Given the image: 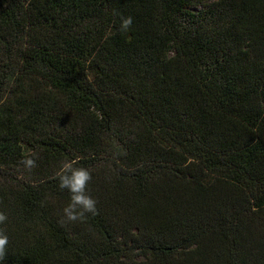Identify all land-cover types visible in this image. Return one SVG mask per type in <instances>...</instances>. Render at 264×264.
Segmentation results:
<instances>
[{
  "label": "trees",
  "instance_id": "1",
  "mask_svg": "<svg viewBox=\"0 0 264 264\" xmlns=\"http://www.w3.org/2000/svg\"><path fill=\"white\" fill-rule=\"evenodd\" d=\"M0 212V264H264V0H0Z\"/></svg>",
  "mask_w": 264,
  "mask_h": 264
},
{
  "label": "clouds",
  "instance_id": "2",
  "mask_svg": "<svg viewBox=\"0 0 264 264\" xmlns=\"http://www.w3.org/2000/svg\"><path fill=\"white\" fill-rule=\"evenodd\" d=\"M132 25V17H122L120 28L127 32ZM38 157L35 153L26 156L23 164L26 170L31 171L36 167V159ZM78 160H65L61 162L59 170L55 176L59 181L61 189H67L70 193V202L63 209L64 217L67 221L73 222L83 220L86 213H96L97 201L88 194L87 186L92 179L89 169L80 166L77 167ZM7 216L0 212V224L5 223ZM9 244V238L4 229H0V260L6 256V248Z\"/></svg>",
  "mask_w": 264,
  "mask_h": 264
}]
</instances>
